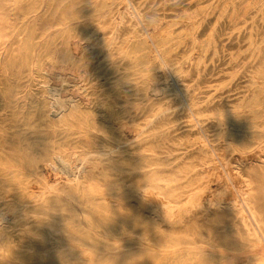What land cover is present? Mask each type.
I'll return each instance as SVG.
<instances>
[{
	"label": "rangeland",
	"instance_id": "374dc122",
	"mask_svg": "<svg viewBox=\"0 0 264 264\" xmlns=\"http://www.w3.org/2000/svg\"><path fill=\"white\" fill-rule=\"evenodd\" d=\"M218 3L223 6L231 5L230 0H223V2L136 0L135 5L148 17L145 22L131 19L137 27L136 31L131 36L124 35L122 40H126L122 51L111 56L105 45L106 38L110 36L108 27L114 25L117 19L115 16L126 8L128 0H0V24L5 22L9 29L14 27L11 35L0 42V120L6 122L13 120L12 113L9 111L10 99L15 100L16 105L20 106V113L26 114L35 109L32 107L35 103H48L51 100L49 93L58 91L59 105L67 104L68 100L79 107L94 105L96 109L94 117L97 119L96 127L99 130L91 129L73 135L71 138L83 139L85 135L92 133L90 146L93 149L105 150L108 149L107 145L110 142L107 136L109 128L106 127L109 112L106 107L114 100L121 101V95H123L121 93L125 89L123 85L130 84L148 90H153L152 87L156 88L154 99L157 105L167 104V102L175 103L178 100L177 95L181 97L183 90L187 88L189 93L196 95L195 98L201 102L198 112L191 111L188 114L181 112L179 126L169 131V134L166 130H160L155 135L154 142L157 150H172V158L168 161L162 159L165 156L164 153H159L161 169H175L179 162V150L176 147L185 141V138L190 137L189 142L192 143L186 153L199 152L202 157L205 153L202 149V137L197 138L198 140L194 138L198 134L202 135V125L206 127V133L211 137L215 134L221 135L220 131H225L226 128L227 133L231 134L227 140L223 137L217 138L214 142L216 157L213 155V161L203 163L209 179L207 193L210 196L192 194L191 196L194 197L190 198L192 204L182 201L172 209L173 215L175 214L173 220L180 218L181 223L166 224L163 221V215L168 211L158 203L160 199L157 198L156 201H158L154 203L157 209L155 220L157 219L158 230L170 232L172 236L183 235L182 237L187 239L168 248V251L172 249L177 252L186 251L184 255L180 254L181 258L179 256L177 257L179 259H168L162 253L152 250L143 251L144 253L134 258H126L124 248H119V250H111L115 252L113 254L116 255V259H99L93 264H264V244L262 243L264 241H256L253 237L245 239L244 231L233 225L231 219L233 215L229 209L224 207L218 211L208 204V201L214 198L228 201L231 197H236L235 187L241 186L242 179L234 171L231 170V172L230 168L236 164L237 159L264 155V148H262L264 137H261L264 133V7L255 15L244 19L239 27L237 25L233 28L229 25L228 19L223 21L219 16L221 8H217ZM32 7L36 8L35 11H30ZM156 12H163L164 15L157 22L158 24L152 21ZM44 20L50 23L53 21L61 23L40 32L43 26H47L45 23L40 25V22ZM194 24L196 26L193 29ZM35 27H39V30L33 32ZM128 27L126 26L122 32H127ZM81 29V33H85V36L76 42L74 37ZM61 44L62 49L56 51L55 48L59 49ZM161 51H166L167 55L172 57L169 65L171 71L160 63ZM235 55L236 58H233ZM145 59H148L147 62ZM112 60L119 62L115 63ZM150 74L155 75L152 77L156 79L154 80ZM176 85L178 86L176 93L164 97L165 89L174 88ZM118 91L120 95L114 98L112 94ZM139 98V96L134 97V99ZM146 104L143 101L141 107H145ZM202 109L205 111L202 112ZM50 113L52 112L48 111L46 114ZM42 117L41 120H43ZM240 140L244 145L240 144ZM250 142L254 144L250 145ZM74 145L81 146L79 143ZM68 148L76 149L74 146L61 145V149L68 150ZM91 157L96 155L92 154ZM94 163L96 161L79 172L77 178H73L67 167L63 168V165L57 166V170H61L57 174L62 181L70 179L81 186L92 181L102 184L104 176L100 173L99 163ZM255 165L257 169L252 167L251 177L264 210V167ZM106 172L107 178H113L118 173L111 167H107ZM24 173L27 171L20 168L0 167V176H4L2 179L4 184L0 185V220H2V227H7L5 230L10 239L9 246L5 241L0 243V259H3L1 260L3 264L30 262V260L21 262L17 257L6 255L7 249L15 252L19 250L18 246L21 243L19 236L23 235L24 231L22 226L15 225V220L10 219L9 215L3 211L2 205L7 189H19L22 186L21 183H12V180L17 182L16 180L20 178L26 179L27 176L23 175ZM37 186L39 192H44L43 196L53 195L48 189H44L41 183ZM218 187L219 190L216 191ZM210 191L215 193L211 194ZM75 206L80 212V206ZM179 207L181 212L176 213L180 211ZM95 216L100 217L98 213ZM79 219L91 232L98 235L104 234L102 227L94 221L95 219L90 225L81 215ZM114 224L118 226L119 222ZM108 242L118 243L114 236H109ZM137 249V247L133 248L134 252ZM49 250V246H43L39 252L32 250V254L37 256ZM220 251L226 253V256L220 257ZM50 259L53 258L39 259L38 264H52Z\"/></svg>",
	"mask_w": 264,
	"mask_h": 264
},
{
	"label": "bare ground",
	"instance_id": "6f19581e",
	"mask_svg": "<svg viewBox=\"0 0 264 264\" xmlns=\"http://www.w3.org/2000/svg\"><path fill=\"white\" fill-rule=\"evenodd\" d=\"M135 1L128 0L126 8L117 13L118 15L116 14L117 16L115 17L117 19L114 25L108 27L110 36L106 38L105 45L109 51L108 54L111 56L122 51L126 40H122V37L124 35L131 36L136 31L137 27L131 19L145 22L148 17L135 5ZM230 1L231 5L223 6L218 3L216 6L221 8L219 15L221 19L223 21L228 19L229 25L233 28L237 25L239 27V24L244 19L255 15L264 7V0ZM217 2H223V0H217ZM35 9V7H32L30 11H35ZM163 17V12H156L153 19H151L158 24L157 22ZM43 23L47 24V26H43L40 32H44L50 29L51 26L61 22L53 21V23H50V21L44 20L40 22V25ZM126 26H129L127 32H122ZM195 26L196 24H194L193 29ZM13 28L9 29L5 22L0 24V42L11 35L12 31H14ZM38 28L35 27L32 31L35 32V30H39ZM81 31L82 29L74 37L76 42L85 36V33H81ZM58 48H55V50H61L62 44ZM161 52L160 63L171 71L169 65L172 57H169L166 51ZM233 58H236V55ZM112 61L115 63L119 62ZM244 71L246 72V70ZM152 78L154 79V77ZM207 84L209 85V83ZM123 88L125 89L121 93L123 94L121 95L122 100H114L106 107L109 112V120L106 127L107 129L109 128L107 136L110 138V142L107 145L108 149L105 150L100 148L93 149L90 146L92 133H88L83 139L71 138L73 135H78L91 129L99 130L96 127L97 119L94 117V112L96 113L94 105L79 107L76 103L69 100L67 104L59 105L58 99L60 95L58 91H52L49 93L51 100L48 103L37 102L32 106L35 109L25 114L20 113V106L16 105L15 100L10 99L9 111L12 113L11 118L13 120L7 122L0 120V167L3 169L16 167L26 170L27 173L23 175H26L27 178H20L16 180L17 182L13 179L12 183H21L22 186L19 189H7L3 196V211L9 215L10 219L15 220V225L22 226L24 231V234L19 236L21 237V243L18 246L19 250L15 252L7 249V256L17 257L21 262L30 260L27 264H38L39 259L49 258H53L52 260L50 259L52 264H93L99 259H116V255L113 254L115 252L111 250H119V248H124L123 251L126 254V258H134L146 250L158 251L168 259L172 258V260L179 256L181 258L180 254L184 255L186 251L177 252L175 249L168 251V248L185 242L187 239L182 237L183 235L172 236L170 232L165 233L160 232L162 230H158L157 219L155 220L157 209L154 203L158 201H156L157 198L160 199L158 203L168 211L163 215V221L166 224L181 223L180 218L173 220L175 214L173 215L172 209L177 207L182 201L192 204L193 202L190 199L192 194L196 196L201 194L208 195L209 179L207 178L206 170L203 168V163L214 160L213 155H215L216 150V143L214 144V142L217 138L223 137L227 140L231 134L227 133L226 128L225 131H220L222 132L221 135L215 134V136L211 137L206 133V127L202 125V135L198 134L194 137L195 139L202 137V149L205 151L202 157L199 152L186 153L187 148L192 143L189 142L190 137L189 139L185 138V141H182L176 147L179 150V162L175 169H161L159 168L161 164L159 153H164L165 156L162 159L168 161L172 158V150H157L154 142L155 135L160 130H166L169 134V131L179 126L178 120L181 117L179 114L181 112L187 114L191 111L198 112L201 102L195 98L196 95L189 93L188 88L183 90L181 97L177 95L178 100L175 103L167 102V104L159 105L154 99L156 95V88L154 89V87H152L153 90H148L147 88H139L127 84L123 85ZM177 88V85L171 89L166 88L164 97L175 94ZM119 95L120 91L112 94L114 98ZM136 96L140 98L134 99ZM10 97H13V95H10ZM143 101L147 103L145 107H141ZM48 111L52 113L46 114ZM203 111L205 109H202ZM41 117L43 120L40 119ZM161 117L162 120H160ZM235 125L238 126L237 124ZM261 137H264V133L261 134ZM243 141L240 140V144ZM76 143L81 144V146L74 145ZM250 143L248 144H254V142ZM61 145L74 146L76 149L68 148V150H64L61 149ZM262 148H264V144ZM92 154L96 155V157H91ZM95 161L99 163L100 173L104 176L102 184L92 181L87 185L81 186L70 179L64 182L57 174L58 171H61L57 170V166L63 165V168L67 167L66 169L70 171L73 178H77L79 172L88 168ZM235 162L236 164L230 168V171H234L242 179V182L238 181L241 182V186L239 188L235 187L236 197H231L228 201H223L222 198L221 200L214 198L209 200L208 204L218 211L224 207L229 209L233 215V218H231L233 225L237 229L244 231L243 237L245 239L248 240L249 237H253L256 241H264V210L261 207L257 188L254 186V181L251 177L252 167H256L255 164L264 167V155L239 158ZM107 167L118 171L115 177H106ZM3 177V175L0 176V185L4 184ZM40 183L44 189H48L53 195L49 197L43 196L44 192L38 191L39 187L37 185ZM217 190H219V187ZM209 193L214 194L215 192L210 191ZM75 205L80 206V212L76 210ZM179 212L181 210L176 213ZM97 213L100 217L95 216ZM80 215L84 217L88 225L95 219L94 221H97L98 225L102 227L104 234L98 235L91 232L80 221ZM1 222L2 220H0V243L5 241L6 245L9 246L10 239L7 237L8 232L5 230L7 227H2ZM117 222H119V225L115 226L114 223ZM109 236H114L118 243H109ZM262 243L264 244V242ZM43 246H49L50 250L37 256L32 254V250L33 252H39ZM135 247L139 250L137 249L134 252L133 248ZM219 254L220 257L226 256V253L222 251ZM1 260L3 259H0V264H3Z\"/></svg>",
	"mask_w": 264,
	"mask_h": 264
}]
</instances>
